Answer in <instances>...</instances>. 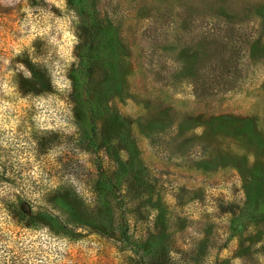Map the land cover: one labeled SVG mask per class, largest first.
<instances>
[{
  "label": "rangeland",
  "instance_id": "374dc122",
  "mask_svg": "<svg viewBox=\"0 0 264 264\" xmlns=\"http://www.w3.org/2000/svg\"><path fill=\"white\" fill-rule=\"evenodd\" d=\"M94 2L87 35L65 0H0V264H264V0ZM57 188L96 227L52 228Z\"/></svg>",
  "mask_w": 264,
  "mask_h": 264
},
{
  "label": "trees",
  "instance_id": "16d2710c",
  "mask_svg": "<svg viewBox=\"0 0 264 264\" xmlns=\"http://www.w3.org/2000/svg\"><path fill=\"white\" fill-rule=\"evenodd\" d=\"M65 1L67 6L76 13L87 35L93 34L94 25L98 19V12L94 0ZM0 13L1 18L4 12L0 11ZM92 54L94 55L92 46L88 47L87 44H84L80 48L78 66L71 73L73 80L71 100L73 112L76 114V119L78 120V131L81 133V138L87 142L89 148L94 150L97 146L98 132L95 122L96 106L89 91L91 76L93 74L91 69ZM2 183H9L7 170L4 167H0V184ZM103 185L105 187L110 185L108 178ZM76 194L75 191L70 193V190L66 188H57L49 195L50 198L48 199L52 211L43 212L49 218L51 227L64 235H71L74 232V228L80 226L96 227L97 220L95 216H89L81 197L78 198ZM108 217L111 220L114 219V214L111 210ZM117 230L124 241H130L127 225L123 221L117 224Z\"/></svg>",
  "mask_w": 264,
  "mask_h": 264
}]
</instances>
